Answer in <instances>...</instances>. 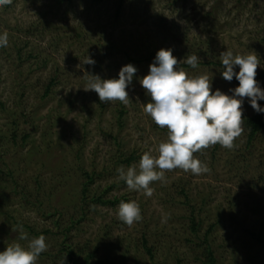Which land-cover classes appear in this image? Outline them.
Returning a JSON list of instances; mask_svg holds the SVG:
<instances>
[{"label": "rangeland", "instance_id": "rangeland-1", "mask_svg": "<svg viewBox=\"0 0 264 264\" xmlns=\"http://www.w3.org/2000/svg\"><path fill=\"white\" fill-rule=\"evenodd\" d=\"M0 32L8 35L0 47V251L43 235L48 247L36 264H66L70 253L77 264L90 254L115 264H204L212 225L216 264H264V244L250 233L264 239V131L249 140L242 127L232 148L193 153L208 171L165 170L150 197L116 172L149 150L156 156L167 140V128L143 111L151 97L139 80L154 57L139 58L171 48L179 70L206 74L213 91L231 94L238 84L222 78L220 54L254 53L256 74L264 67V0H11L0 6ZM190 54L196 68L184 65ZM129 63L137 71L127 104L82 88L91 74L118 78ZM258 83L264 89V77ZM241 107L259 113L247 97ZM85 170L94 179L84 198ZM121 201H135L142 218L123 223Z\"/></svg>", "mask_w": 264, "mask_h": 264}, {"label": "clouds", "instance_id": "clouds-1", "mask_svg": "<svg viewBox=\"0 0 264 264\" xmlns=\"http://www.w3.org/2000/svg\"><path fill=\"white\" fill-rule=\"evenodd\" d=\"M10 3L11 0H0V6ZM7 44V33L0 32V47H6ZM220 56L224 66L222 78L231 81L235 76L239 82L230 89L231 94L220 89L213 91L211 80L206 74L189 77L185 71L179 70V62L171 48L157 50L149 71L140 78L139 83L151 97L143 111L157 126L167 128V140L159 143L156 156L151 155L149 150L141 155L138 164L127 169L123 166L116 169L128 189L142 190L145 196L150 197L153 192L150 185L155 181L163 183L165 170L179 168L196 175L207 172V167L193 153L217 143L224 148L233 147L234 139L243 130L241 105L244 98H248V103L255 111L264 113V105L258 104V100H264V89L255 79L259 64L257 55H234L227 50ZM183 60L196 68L199 57L190 54ZM84 62L95 63L90 57ZM235 66H238V71ZM136 71V67L129 63L120 68L118 78L102 79L91 74L82 88L94 90L101 102L119 101L127 104L129 95L126 87L131 84ZM117 216L128 225L142 218L140 207L135 201H121ZM19 228V239H27L22 226ZM47 247L43 235L31 238L26 247L14 243L0 251V264H36L39 255Z\"/></svg>", "mask_w": 264, "mask_h": 264}, {"label": "trees", "instance_id": "trees-1", "mask_svg": "<svg viewBox=\"0 0 264 264\" xmlns=\"http://www.w3.org/2000/svg\"><path fill=\"white\" fill-rule=\"evenodd\" d=\"M122 1L123 0H119V6H121ZM155 54H156L155 50H150L148 55L141 57L139 59L140 60H143V59L148 60V59H151V57H155ZM129 58L132 60H136V58H133L131 56H129ZM184 65H186V63H184ZM263 77H264V67L256 74L255 79L257 81H259ZM233 79L236 81L237 84L239 83L238 80L235 78V76L233 77ZM53 83H54V79H52L51 82L49 84H47L44 95H47L51 91ZM242 127L247 130V135H248L249 140H252L254 137L257 136V134L259 132L264 131V113L259 112V113L247 114L245 112H242ZM15 136H16V133L14 132L13 133L14 139H15ZM28 136H29V133L27 132V134L24 135L23 138L24 139L28 138ZM218 145H219L218 143L215 144V147H217ZM131 158H132V156L127 157V161H129ZM83 174L87 177V180L84 182L83 189H82V193H83V196L85 198L87 196L86 194H87L88 184L91 181H93L94 176L92 173H90L89 171H86V170L83 172ZM12 179H14V178H12ZM15 184H17V181ZM93 199L103 200L104 202L107 201V200L102 198V195L94 196ZM108 201L112 202V200H108ZM191 220H192V229L194 231H196L197 230V223L194 220V218H191ZM212 227H213L212 225L209 227V230L205 234V238H204L205 242L207 243L206 247L204 248L205 249V252H204L205 258L203 259L204 264H216L217 263V258H216L214 251H213V249H212V247L208 241V239H209L208 234L211 231ZM250 233L252 234V236L256 240H258L264 244V239L262 237L261 231L260 232L250 231ZM148 251H150L149 248H148ZM91 256L94 257L93 254L87 255V258H88V260L86 261L87 264H115V261L113 259L107 257V256H101L99 258L90 260L92 258ZM72 260H73V256L70 253L69 259L67 260L66 264H77L76 262H73Z\"/></svg>", "mask_w": 264, "mask_h": 264}]
</instances>
